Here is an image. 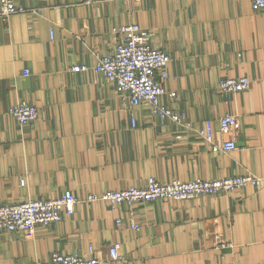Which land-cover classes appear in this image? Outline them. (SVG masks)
<instances>
[{"label": "crops", "instance_id": "1", "mask_svg": "<svg viewBox=\"0 0 264 264\" xmlns=\"http://www.w3.org/2000/svg\"><path fill=\"white\" fill-rule=\"evenodd\" d=\"M16 2L33 11L0 16V198L70 191L80 201L32 238L0 232V264L88 256L89 248L104 264H264V187L132 206L84 201L149 177L264 178V12L252 0ZM132 23L169 54L162 84L175 97L161 102L184 112L192 130L152 116L145 103L131 106L100 74L71 71L113 50L123 37L112 29ZM242 76L247 90L217 89L218 80ZM19 101L37 108L35 122L20 126L9 114ZM225 114L237 116L226 134L218 124ZM205 121L215 143L235 148L213 152L196 134ZM115 242L120 259L110 262Z\"/></svg>", "mask_w": 264, "mask_h": 264}, {"label": "built area", "instance_id": "2", "mask_svg": "<svg viewBox=\"0 0 264 264\" xmlns=\"http://www.w3.org/2000/svg\"><path fill=\"white\" fill-rule=\"evenodd\" d=\"M123 1V0H122ZM252 8L264 12V0H252ZM33 11L18 4L16 0H0V16L25 14ZM112 33L121 35L122 42L106 54L96 55L92 66L75 65L72 72L91 70L100 74L113 84L121 97L131 105L145 103L152 116L166 119L173 124L192 130L184 112H179L161 102L162 97L173 100L175 92L168 90L162 81L168 77L167 65L170 56L164 50L151 46L144 38L137 24H125L112 29ZM26 73V72H25ZM251 80L242 76L239 78H222L217 82V89L223 93H234L247 90ZM9 114L20 126L35 122L39 112L37 108L24 101H19L9 108ZM237 122V116L225 114L219 118V131L228 133ZM134 125V121H132ZM196 134L211 145L213 152H227L235 148L232 140L217 144L213 141L214 130L210 121H205L196 130ZM23 184V181H21ZM246 187L263 188L264 178L252 174H242L230 177L202 180L195 178L189 181L171 180L160 183L149 177L144 185L131 186L117 191H105L101 194H89L84 201L103 202L111 206L124 204L132 206L158 200L182 201L201 196L225 195L229 192ZM78 200L70 191L60 196L47 199H28L18 203H5L0 198V232H20L27 238H32L37 226L48 227L61 220V215H72ZM121 220L117 219L116 224ZM130 228L137 230L138 225L130 223ZM120 244L112 243L108 247V261L120 259ZM105 262L93 254H64L52 252L46 261H35L28 264H104Z\"/></svg>", "mask_w": 264, "mask_h": 264}]
</instances>
